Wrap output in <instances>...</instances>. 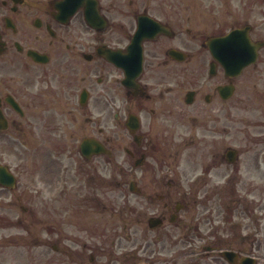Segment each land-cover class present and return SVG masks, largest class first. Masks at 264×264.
I'll return each mask as SVG.
<instances>
[{
	"label": "flooded vegetation",
	"instance_id": "obj_1",
	"mask_svg": "<svg viewBox=\"0 0 264 264\" xmlns=\"http://www.w3.org/2000/svg\"><path fill=\"white\" fill-rule=\"evenodd\" d=\"M197 2L0 0V222L32 225L44 215L32 206L41 199L63 231L64 205L77 195L94 200L98 170L116 160L124 177L116 187L141 198L138 222L146 220L148 230L160 231L172 218L176 224L184 213L173 191L219 190L223 213L216 234L205 236L216 239L204 245L207 255L214 254L213 264H231L226 252L236 254L238 264L258 260L264 203L243 191L226 205V191L246 173L235 166L239 153L230 173L223 168L226 130L235 132L241 106H250L255 165L249 173L264 176V37L253 21L257 3H243L244 17L240 12L237 24L226 28L224 16L214 13L219 0L208 2L210 17L195 22ZM247 26L251 42L263 45L256 61L233 73L222 60L225 50L211 43ZM86 141L91 145L83 151ZM195 143L206 146L196 150L205 164L189 176L180 156ZM3 144L18 150L7 153ZM151 158H168L173 168L151 166ZM3 170L14 177L13 187L2 183ZM109 172L115 179L116 171ZM154 196L162 205L150 212ZM152 218L162 219L163 227L153 229ZM196 235L203 237L200 230ZM142 242L126 264L139 260ZM75 254L73 261L95 264L94 252L88 263L83 250Z\"/></svg>",
	"mask_w": 264,
	"mask_h": 264
},
{
	"label": "rangeland",
	"instance_id": "obj_2",
	"mask_svg": "<svg viewBox=\"0 0 264 264\" xmlns=\"http://www.w3.org/2000/svg\"><path fill=\"white\" fill-rule=\"evenodd\" d=\"M194 1H198L196 13H194L195 22H201L213 13L209 10L208 2L217 4L218 0ZM219 2L220 6L216 8L214 13L224 16L226 28L237 24L240 12L244 17L243 3H247L248 0H219ZM256 3V9L252 12L253 21L257 28L263 29L258 37H264V0H256ZM238 117L240 125L237 130L232 133H229L231 131L228 128L226 130L228 135L226 136L225 148L226 151L232 148L238 149L241 156L238 167L246 174H243L244 178L241 184L233 185L232 189L226 191L228 199H224V203L226 205L237 203L234 202L235 198L233 197L243 191H247L251 195L250 197H254L256 201L264 203V186L262 185L264 176H255L249 173L251 164L255 165V158L253 159L254 155L251 153V135L248 131L250 128L249 121L254 117L250 106H241ZM3 146H6L5 151L7 153L18 150L16 144H13V148L9 144H3ZM198 149L206 150L205 144L195 143L193 147H186L181 153L182 168L188 169L189 176L200 171L205 164V158L196 152ZM188 152L192 153L187 154ZM107 161L108 159L104 163ZM115 162L116 160L113 164H108V169L100 168L98 170L97 185L93 190L95 193L94 200L84 202L77 195L73 202L69 201L64 205L63 231L60 232L61 221L54 220L57 216H54L52 206L47 213L43 209L45 206H43L41 199H34L32 206L33 209L43 211L44 215L34 219L32 225V222L28 223V221L23 223H2L1 221L0 264H79L77 261H73V258L77 257L75 254L77 249L83 250V259L87 263L89 251H91L94 252L96 258L95 264H126L127 254L134 253L142 241V251L138 257L139 260H135V264L215 263L214 254L207 255L204 245L212 246L216 242L213 237L206 240L205 236L210 232H214L213 236L216 234L214 231V226L217 225L216 219L223 213V208H221L223 203L219 190L178 189L173 191L176 193V200H183L185 203L184 213L176 224H171L167 220L163 229L151 232L148 230L146 220L145 222H138L141 198L129 194L128 190H120L116 187V182L121 181L124 177L114 168ZM160 163H166L165 168H173V163L168 158L161 160L151 158L149 160L151 166L157 167L160 166ZM232 167L234 165L225 163L223 166L225 173H230ZM110 170L116 171L115 179H112L114 173L109 172ZM255 184L258 185L254 187ZM154 192L151 191L152 194ZM184 193L188 196L186 199H183ZM161 205L158 204L155 197L150 212L160 208ZM145 206L147 207L148 203H145ZM231 212L235 214L234 208L231 209ZM47 229L54 232L50 238L41 235L45 234ZM30 230L35 233H31ZM199 230L203 233V237L194 236ZM261 237L264 238V235ZM192 241H195L194 245ZM83 243L86 245L85 248H82ZM53 245L56 248H63L64 254L57 252V249L54 251ZM69 251H72V255L65 254ZM261 251L260 254H256L259 256L258 264H264V246H262ZM143 252H145L144 255ZM132 263L131 261L130 264Z\"/></svg>",
	"mask_w": 264,
	"mask_h": 264
},
{
	"label": "water",
	"instance_id": "obj_3",
	"mask_svg": "<svg viewBox=\"0 0 264 264\" xmlns=\"http://www.w3.org/2000/svg\"><path fill=\"white\" fill-rule=\"evenodd\" d=\"M240 31H233L232 33H230L227 37H226V41L227 42H231V41H234L236 38H239L240 36ZM248 37L245 36L244 34L242 35V39H247ZM233 47H236V54L239 55V51H237L239 48H241L242 50H244V55L246 56L247 53V48H248V45L244 42H242L241 44L239 43H236V44H231ZM250 48V47H249ZM252 57H255V52L253 53L252 52Z\"/></svg>",
	"mask_w": 264,
	"mask_h": 264
}]
</instances>
